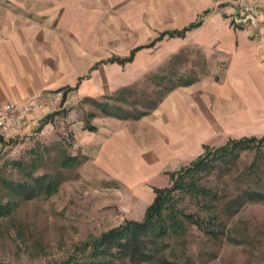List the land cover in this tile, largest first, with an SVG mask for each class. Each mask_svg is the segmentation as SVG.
Returning <instances> with one entry per match:
<instances>
[{
	"label": "rangeland",
	"instance_id": "obj_1",
	"mask_svg": "<svg viewBox=\"0 0 264 264\" xmlns=\"http://www.w3.org/2000/svg\"><path fill=\"white\" fill-rule=\"evenodd\" d=\"M173 1L66 0L67 33L60 44V67L52 69L60 83L45 92L22 133L0 142V196L6 192L3 179H24L33 164L34 174L61 175L64 180L51 195L40 193L29 201L14 198L19 201L17 209L0 218V264H59L77 244L125 219H141L155 197L154 189L171 184L174 170L148 177L154 196L137 189L138 182L116 178L107 159L98 157L106 134L88 127L107 128L115 118L95 100L118 105L122 108L118 114L128 110L133 114L129 119L137 120L141 108L158 99L161 91L196 75L191 67L202 63L192 61L194 46L155 40L168 29L162 27L176 23L177 16H170ZM141 44L148 48L139 49L129 64L101 65L89 74L96 62L128 55ZM181 44L188 58L170 61L171 50ZM186 60L190 62L184 64ZM181 65L184 71L177 74ZM81 74L89 76L64 99L65 86H75ZM124 88L128 90L122 93ZM52 112L56 114L49 117ZM68 155H77L78 161L64 166ZM254 157L255 150L242 152L231 167L216 170L211 182L228 196L254 184L264 177V156L259 173L251 178L244 172ZM18 161L24 162L26 172ZM221 209L224 223L219 237L192 225L184 240H172L175 264H264V201L249 202L232 217Z\"/></svg>",
	"mask_w": 264,
	"mask_h": 264
},
{
	"label": "crops",
	"instance_id": "obj_2",
	"mask_svg": "<svg viewBox=\"0 0 264 264\" xmlns=\"http://www.w3.org/2000/svg\"><path fill=\"white\" fill-rule=\"evenodd\" d=\"M219 1L174 0L170 16H177L176 23L158 33L181 29L207 14L185 36H166L158 42L179 40L196 48L192 61L202 64L191 67L193 78L161 91L158 99L141 108L137 120L114 116L107 128L94 124L106 134L100 161L105 157L116 178L138 182L137 189L150 196H154L146 183L150 175L188 165L204 152L205 144L220 147L229 138L264 136V17L241 20L231 3ZM68 17L66 0H0V110L10 102L37 104L60 83L52 69L60 67ZM184 49V44L173 48L170 61L183 55L187 59ZM98 62L89 74L101 65L129 64ZM184 66L176 73H183ZM89 74L79 75L76 85H66L65 90L78 87Z\"/></svg>",
	"mask_w": 264,
	"mask_h": 264
},
{
	"label": "trees",
	"instance_id": "obj_3",
	"mask_svg": "<svg viewBox=\"0 0 264 264\" xmlns=\"http://www.w3.org/2000/svg\"><path fill=\"white\" fill-rule=\"evenodd\" d=\"M202 23L203 16L181 29L164 31L155 40H162L166 36L183 37L187 31L199 27ZM142 47L134 48L128 56H113L103 60V63L122 64L132 61ZM99 63L101 62L93 69ZM76 87H66L64 99L68 91ZM95 102L101 105L107 115L121 119L133 117L128 110H123L124 114H118L117 110L122 111L118 105L110 106L108 102L97 100ZM54 114L56 112L49 114V117ZM88 129L95 131L97 127L90 125ZM2 140L0 138V142ZM248 150H255V157L244 175L252 178L254 174L259 173L262 166L264 136L229 138L220 147L204 145V152L199 157L172 173L169 186L154 189L155 197L141 219H125L120 225L77 244L69 256L59 264H143L153 261L159 264H175L177 260L174 257L177 254L172 240H184L188 235L189 226L195 225L204 233L219 237L223 232L224 223L221 207L232 217L247 203L264 201V190L260 189L264 183L262 176L254 184L229 196L222 194L219 186L210 180L216 170L231 167L239 160L241 153ZM77 161V155H68L63 165H72ZM16 164L23 171H27L24 162L18 161ZM35 169L33 164L24 179L2 180L3 191L6 192L0 196V218L11 216L17 209L19 201L15 200V197L29 201L40 193L51 195L64 180L61 175L34 174Z\"/></svg>",
	"mask_w": 264,
	"mask_h": 264
},
{
	"label": "built area",
	"instance_id": "obj_4",
	"mask_svg": "<svg viewBox=\"0 0 264 264\" xmlns=\"http://www.w3.org/2000/svg\"><path fill=\"white\" fill-rule=\"evenodd\" d=\"M231 3L241 20L254 22L264 17V0H226ZM216 2H220L216 0ZM247 20V21H248ZM38 110V104L19 105L7 103L0 110V138L9 139L22 133L30 121V117Z\"/></svg>",
	"mask_w": 264,
	"mask_h": 264
},
{
	"label": "water",
	"instance_id": "obj_5",
	"mask_svg": "<svg viewBox=\"0 0 264 264\" xmlns=\"http://www.w3.org/2000/svg\"><path fill=\"white\" fill-rule=\"evenodd\" d=\"M248 20V18L246 19V21ZM253 22H254V19L252 18Z\"/></svg>",
	"mask_w": 264,
	"mask_h": 264
}]
</instances>
